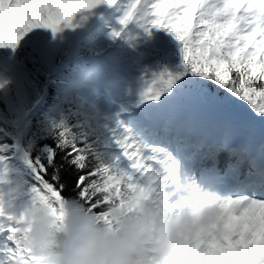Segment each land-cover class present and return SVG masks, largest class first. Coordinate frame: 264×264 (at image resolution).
<instances>
[{
	"label": "snow or ice",
	"instance_id": "obj_1",
	"mask_svg": "<svg viewBox=\"0 0 264 264\" xmlns=\"http://www.w3.org/2000/svg\"><path fill=\"white\" fill-rule=\"evenodd\" d=\"M117 3L0 0V48L15 50L34 29L58 33L78 13ZM131 23L172 36L179 62L146 75L138 102L123 105L103 133L115 150L111 163L94 158L87 138L60 122L46 160L24 156L32 177L24 186L11 178L13 151L0 146V264H50L27 245L29 218L41 205L62 218L61 205L74 199L106 219L110 204L150 198L176 216L205 190L222 197L217 223L195 240L184 236L163 264H264V130L257 144L236 120L204 113L212 100L247 105L264 124V0H134L120 21ZM56 150L81 173L74 196L63 195Z\"/></svg>",
	"mask_w": 264,
	"mask_h": 264
},
{
	"label": "trees",
	"instance_id": "obj_2",
	"mask_svg": "<svg viewBox=\"0 0 264 264\" xmlns=\"http://www.w3.org/2000/svg\"><path fill=\"white\" fill-rule=\"evenodd\" d=\"M132 3L121 0L97 28L80 40L69 56V44L48 62L35 58L31 46H25L21 41L15 50L0 48V58L4 54L0 59V82H5V86L0 89V146H10L9 150L13 151L9 167L11 178L17 184L27 186L32 182L30 170L21 162L18 152L23 160L25 155L46 160L49 152L56 148L58 138L55 125L60 122L87 138L94 158L99 157L105 164L111 163L115 150H109L102 137L115 119L106 114L100 102L87 96L78 87L80 82L92 83L90 76L83 78L82 74L92 65L97 54L116 56L117 48H122L121 54L134 63L143 64L147 60L146 68L151 73L172 68L179 62L178 42L167 32L159 30L158 37H155L153 31H141L143 28L136 23L129 24L127 28L120 24ZM88 25L89 22L77 32H83ZM116 31H121L122 35L113 39L112 34ZM138 36L147 39L143 49L142 43L137 40ZM64 40L67 43L69 41L66 38ZM9 54L37 83L36 86L14 78L12 64L7 56ZM40 99L39 108L33 110ZM138 100L139 93H136L129 104L124 101L121 103L130 105ZM228 106L251 112L247 105ZM56 152L57 164L61 166V183L66 186L63 195L74 196L72 188L81 173L67 162L62 152ZM88 171V168L84 170L85 173ZM20 200L27 202L26 197Z\"/></svg>",
	"mask_w": 264,
	"mask_h": 264
},
{
	"label": "clouds",
	"instance_id": "obj_3",
	"mask_svg": "<svg viewBox=\"0 0 264 264\" xmlns=\"http://www.w3.org/2000/svg\"><path fill=\"white\" fill-rule=\"evenodd\" d=\"M221 200L205 190L173 216L153 199H130L110 204L106 219L74 199L61 205L62 218L41 205L29 218L27 245L50 264H163L184 236L195 240L217 223Z\"/></svg>",
	"mask_w": 264,
	"mask_h": 264
},
{
	"label": "rangeland",
	"instance_id": "obj_4",
	"mask_svg": "<svg viewBox=\"0 0 264 264\" xmlns=\"http://www.w3.org/2000/svg\"><path fill=\"white\" fill-rule=\"evenodd\" d=\"M101 6L105 8L106 4H101ZM98 7L78 13L72 22V27L64 25L62 26V30L59 31L58 33H53L49 29H42V28L34 29L32 32L25 35L24 38L21 40V42H23L25 46L27 45L31 46V52L33 53L35 58L44 62H48L58 51V49H60V47L63 45V42H66L64 40L65 38L68 40L74 39L76 32L79 31L81 28H83L85 24L88 22L89 25L91 26V24L96 20L94 18L96 17ZM3 57L4 54L3 56H1L0 59H2ZM105 68H106V70L104 71L105 75L102 78V81L100 82L101 86H105L107 88H111V89L113 88L117 90V86H115V84L113 85L114 79L112 75L114 76V73L116 75H120L119 73L123 72V67L113 66L112 68H109L108 66L105 65ZM130 70L132 73L133 69ZM12 74L14 75L15 79L24 78L22 73L20 74L18 72L16 66L12 68ZM116 85H119V82ZM101 90H102V94L105 95L106 93V91H104L105 88L101 87ZM105 97L106 99H110L109 93H107ZM107 104L109 105L112 111L120 113V109L112 106L110 100H108ZM21 204L22 203L18 201L17 208L21 209L22 211L24 206H22Z\"/></svg>",
	"mask_w": 264,
	"mask_h": 264
},
{
	"label": "bare ground",
	"instance_id": "obj_5",
	"mask_svg": "<svg viewBox=\"0 0 264 264\" xmlns=\"http://www.w3.org/2000/svg\"><path fill=\"white\" fill-rule=\"evenodd\" d=\"M17 70H18V72L21 74V70L20 69H18L17 68ZM207 110H212V108H209V107H205V110H204V113H207ZM213 111V110H212ZM232 114L233 115H229V117H234L236 114H238V113H236V112H232ZM237 116V115H236ZM245 123H249V120L248 119H245ZM16 210H17V212H20L21 211V209H18V208H16Z\"/></svg>",
	"mask_w": 264,
	"mask_h": 264
}]
</instances>
